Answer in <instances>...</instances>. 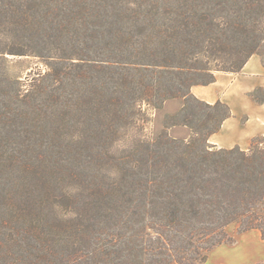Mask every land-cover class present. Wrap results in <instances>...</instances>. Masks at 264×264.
I'll list each match as a JSON object with an SVG mask.
<instances>
[{
    "label": "trees",
    "instance_id": "trees-1",
    "mask_svg": "<svg viewBox=\"0 0 264 264\" xmlns=\"http://www.w3.org/2000/svg\"><path fill=\"white\" fill-rule=\"evenodd\" d=\"M74 2L0 0V88L9 86L19 116L54 102L67 71L119 68L147 74L138 82L126 77V104L110 99L109 115L133 122L139 103L160 108L161 100L181 96L185 117L169 126H188L193 135L181 141L165 131L144 142L134 173L123 170L119 182L92 190L79 182L60 186L57 170L40 169L27 190L9 192V242L0 241V264H205L214 248L234 240L232 224L239 233L258 230L264 241V135L248 150L210 144L232 112L191 94L217 73L239 74L254 55L264 58V0H95L94 10L86 0L82 7ZM105 25L112 26L107 37L89 34ZM74 28L88 34L70 46ZM91 43L104 51L88 50ZM10 57H36L48 69L26 81L9 78ZM163 68L170 81H151L149 74ZM204 76L209 80L193 83ZM262 91L252 93L259 104ZM193 102L215 114L195 125L187 117Z\"/></svg>",
    "mask_w": 264,
    "mask_h": 264
},
{
    "label": "rangeland",
    "instance_id": "rangeland-1",
    "mask_svg": "<svg viewBox=\"0 0 264 264\" xmlns=\"http://www.w3.org/2000/svg\"><path fill=\"white\" fill-rule=\"evenodd\" d=\"M74 4L76 7L77 5L82 7L84 0H75ZM98 5L95 0H86L85 3V7L91 10L99 8ZM80 24L79 21L77 27L84 29ZM111 27L97 26V29L89 31V34L93 36L103 34L107 37V33L104 34L103 31ZM79 28H74V32L69 34L67 44L70 46L79 45L75 40L79 41L83 39L84 34H88V31L85 33V30ZM92 44V48L88 50L93 53L104 51L102 49L104 44L101 46ZM255 56L264 62L263 57ZM5 69L9 78L26 81L30 75L34 76L33 73H45L48 66L45 60L36 57H10L5 62ZM168 72L164 68L154 70L149 77L151 81H159L164 85L172 77ZM145 74L147 73L121 71L119 68L102 72L86 68L67 71L59 77L55 101L47 102L41 113L29 114L24 118L19 116L20 105L9 99V86L4 85L0 88L1 242H9V192L17 187L27 190L29 185L36 181L33 176L41 170L49 171L51 168L57 170L56 178L60 186L79 182L88 190H92L99 185L119 182L123 170H129L130 173L137 170L140 153L145 149L143 143L154 142L165 135L166 130H162L161 125L167 128L171 122L183 121L185 114L179 113L180 115L176 117L160 116L164 106L162 100L159 105L161 109L156 108L158 105L155 101L154 105L148 102L139 103L137 118L133 122L127 120L124 114L117 117L118 119L109 115L110 99L120 97V106L126 104L127 98L121 86L122 83L130 81L126 77L132 76L138 82ZM209 78L208 76L195 78L193 83L206 82ZM189 88L190 86H187L184 91H188ZM114 92L118 94H113ZM257 97L264 98V91L259 92ZM178 99L183 97L179 96ZM191 107L193 115L187 117L197 126L208 114H215V111L195 102ZM223 113H217L218 118ZM262 120L264 113L254 115L255 129ZM217 122L218 120L213 122L212 127H215ZM256 133L259 136L264 135V121L261 130ZM24 170L37 172L28 173ZM70 187L72 186L68 188ZM236 229L238 230V225L232 224L228 231Z\"/></svg>",
    "mask_w": 264,
    "mask_h": 264
},
{
    "label": "crops",
    "instance_id": "crops-1",
    "mask_svg": "<svg viewBox=\"0 0 264 264\" xmlns=\"http://www.w3.org/2000/svg\"><path fill=\"white\" fill-rule=\"evenodd\" d=\"M264 65L255 55L249 60L239 74L217 73L215 81L208 85H194L191 94L202 102L213 105L219 101L229 106L232 115L225 120L219 132L209 137V143L223 149L239 146L248 150L251 141L261 130L262 122L254 128V115L264 113V103H257L252 93L264 87ZM185 105V99L167 100L160 111V116H176ZM162 130L181 141H188L193 130L188 126L178 124L161 125ZM231 225L228 227L230 228ZM234 238L232 242L224 243L211 251L205 264H264V241L258 230L239 233L238 230L228 231Z\"/></svg>",
    "mask_w": 264,
    "mask_h": 264
}]
</instances>
